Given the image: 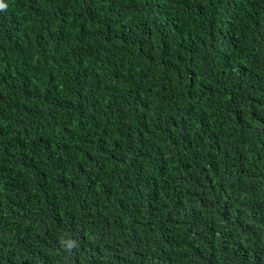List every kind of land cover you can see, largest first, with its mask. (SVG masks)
<instances>
[{
    "label": "trees",
    "instance_id": "16d2710c",
    "mask_svg": "<svg viewBox=\"0 0 264 264\" xmlns=\"http://www.w3.org/2000/svg\"><path fill=\"white\" fill-rule=\"evenodd\" d=\"M0 264H264V0H4Z\"/></svg>",
    "mask_w": 264,
    "mask_h": 264
},
{
    "label": "snow or ice",
    "instance_id": "6c2138e0",
    "mask_svg": "<svg viewBox=\"0 0 264 264\" xmlns=\"http://www.w3.org/2000/svg\"><path fill=\"white\" fill-rule=\"evenodd\" d=\"M6 7V5L4 4V0H0V8Z\"/></svg>",
    "mask_w": 264,
    "mask_h": 264
}]
</instances>
